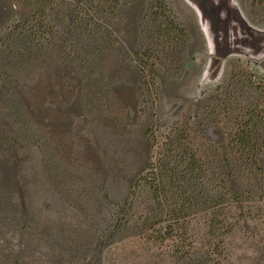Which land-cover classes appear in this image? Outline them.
<instances>
[{"label": "rangeland", "instance_id": "374dc122", "mask_svg": "<svg viewBox=\"0 0 264 264\" xmlns=\"http://www.w3.org/2000/svg\"><path fill=\"white\" fill-rule=\"evenodd\" d=\"M169 3L189 36L175 58H164L167 49L148 59L150 48L164 51L159 22L130 0L106 20L116 40L103 57L49 50L0 80V264H264L262 182L232 137L238 122L264 114V15L251 0ZM31 13L0 0V37ZM13 93L27 130L9 107ZM173 126L214 171L215 207L192 211L187 231L167 229L163 240L135 224L110 240L115 202L160 144L146 132L162 141ZM259 141L264 169V132Z\"/></svg>", "mask_w": 264, "mask_h": 264}, {"label": "trees", "instance_id": "16d2710c", "mask_svg": "<svg viewBox=\"0 0 264 264\" xmlns=\"http://www.w3.org/2000/svg\"><path fill=\"white\" fill-rule=\"evenodd\" d=\"M32 8L27 17L6 26L0 37V80H7L11 73L34 64L49 50H58L66 56L85 59L86 56L103 57L106 49L114 47L116 38L106 20L116 14L130 0H20ZM147 13L158 19L156 30L159 44L164 51L150 48V60L175 58L186 51L188 32L174 14L169 0H142ZM73 6L71 17L56 14L66 6ZM254 14L264 15V0H251ZM162 54V55H161ZM183 65V58H180ZM146 68L142 66L144 71ZM148 84V74L143 73ZM9 107L22 130H27L26 112L13 93ZM250 114L232 130L235 147L251 161L249 173L262 182L264 194V169L257 155L262 144L264 114ZM261 114V115H260ZM151 131V130H149ZM147 131L152 144L160 143L156 155L136 176L126 197L115 202L118 206L108 238L123 235L124 227L137 225L148 239H164V231H187V216L200 206L215 207L212 175L214 171L203 168L200 157L191 150L188 134L175 126L164 134V140L155 132ZM161 136V135H160ZM254 165V166H252ZM255 170V171H254ZM257 170V171H256ZM234 185H238L235 180ZM147 197L142 210L139 199ZM140 213V214H138ZM211 227V226H210Z\"/></svg>", "mask_w": 264, "mask_h": 264}]
</instances>
